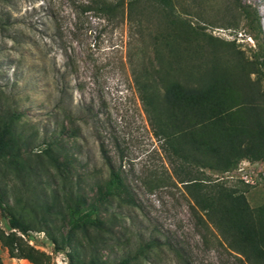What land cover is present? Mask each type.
Wrapping results in <instances>:
<instances>
[{
    "label": "trees",
    "instance_id": "trees-1",
    "mask_svg": "<svg viewBox=\"0 0 264 264\" xmlns=\"http://www.w3.org/2000/svg\"><path fill=\"white\" fill-rule=\"evenodd\" d=\"M82 6L107 20L145 28L140 8L157 13L151 26L153 57L142 41L138 55L142 66L134 71V85L155 136L175 164V179L170 178L187 190L199 224L214 227L245 264H264V204L252 207L244 190L206 173H230L245 159H264L260 84L264 41H259L253 27L258 23L261 28L259 8L242 0H230L228 6L246 18L250 34L258 41L257 49L246 58L231 41L208 32L203 24H194L191 11L176 0H87ZM229 27L239 28V24ZM233 54L236 64L230 60ZM128 57L133 62L129 50ZM22 119V113L0 104V209L5 222L4 228L0 225V244L12 257L40 262L34 254L38 251L23 238L31 230L47 231L55 249L62 250L59 237L49 228L54 217L69 226V256L75 264H138L162 250L165 243L149 237L111 258L106 251L121 241L122 231L119 235L116 231V227L122 229L120 207L139 205L122 166H116L101 141L100 153L109 174L103 182L94 183L96 193L86 197L82 180L69 171L73 162L69 139L78 137V127L63 121L42 136L30 135ZM9 179L21 192L14 204L7 198ZM0 264H5L1 256Z\"/></svg>",
    "mask_w": 264,
    "mask_h": 264
},
{
    "label": "rangeland",
    "instance_id": "rangeland-1",
    "mask_svg": "<svg viewBox=\"0 0 264 264\" xmlns=\"http://www.w3.org/2000/svg\"><path fill=\"white\" fill-rule=\"evenodd\" d=\"M86 1L0 0V104L22 113L30 135L42 136L63 121L78 127V137L69 139L73 153L69 171L82 180L86 197L93 196L97 190L94 183L103 182L109 174L100 153V142H105L116 166L125 171L139 203L137 207H120L122 229L116 227V231H122L121 241L106 251L111 258L115 252L121 255L134 248L136 240L154 237L165 245L150 261L138 264H245L214 227L199 224L187 190L170 178L175 179V164L155 136L135 88L134 71L142 66L138 63L142 41L153 57L151 26L157 13L142 6L147 27H135L128 21L107 20L84 11L82 4ZM242 1L259 8L261 28L258 23L253 27L259 41H264V0ZM176 3L191 11L189 17L194 24H203L208 32L231 41V46L245 52L246 58L257 49L258 41L250 34L246 18L228 7L230 0ZM230 23H238L239 28L229 27ZM128 50L133 53V62ZM230 60L236 64V55H230ZM260 84L264 89L263 78ZM252 162L258 176L251 186L242 183L236 171L206 173L215 179L224 177L229 186L244 190L250 205L258 207L264 204V159ZM195 173L199 175L197 170ZM7 183V198L14 204L21 192L11 179ZM1 214L0 209V225L4 228ZM64 225L62 219L54 217L49 226L59 237L62 250L55 249L47 231L31 230L23 238L38 251L34 254L40 262L12 257L0 244L3 262L75 264L69 256V226Z\"/></svg>",
    "mask_w": 264,
    "mask_h": 264
},
{
    "label": "built area",
    "instance_id": "built-area-1",
    "mask_svg": "<svg viewBox=\"0 0 264 264\" xmlns=\"http://www.w3.org/2000/svg\"><path fill=\"white\" fill-rule=\"evenodd\" d=\"M236 172L244 183L249 185H255L257 183L256 176H258V171H256L251 161L246 159L241 161Z\"/></svg>",
    "mask_w": 264,
    "mask_h": 264
}]
</instances>
